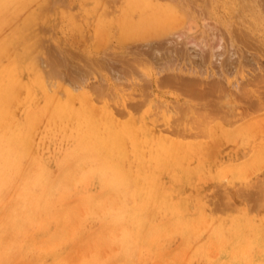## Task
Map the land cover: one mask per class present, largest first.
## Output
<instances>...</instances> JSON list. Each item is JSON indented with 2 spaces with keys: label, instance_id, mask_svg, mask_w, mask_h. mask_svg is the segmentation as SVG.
Returning <instances> with one entry per match:
<instances>
[{
  "label": "rangeland",
  "instance_id": "rangeland-1",
  "mask_svg": "<svg viewBox=\"0 0 264 264\" xmlns=\"http://www.w3.org/2000/svg\"><path fill=\"white\" fill-rule=\"evenodd\" d=\"M192 1H195L196 3L194 4ZM237 1H238V4H237ZM252 2L253 4H251ZM260 2L261 0H175V1L174 0L172 1L170 0H122V1L121 0H39V1L31 0L28 3V2H25V0H18V1H15L14 3L12 2V4H14L12 5L13 6L12 8L11 6H9V9L11 8L12 12L10 9L9 12L7 13L8 16L6 15L7 16L6 20H12L10 24L14 22L15 26L12 25L13 26L12 27L9 24L11 28L8 29L7 28L8 24H7L6 30L8 29L7 31H11L10 33L13 32L11 35V38L14 39V41L16 40L17 43H19V41H21V39L24 37L22 40L23 41L25 40V41L23 43L22 42L19 43V46L22 47L21 50H24L27 47L31 48L30 50L32 52V55L30 56V59L33 60L35 64L38 62L37 63L38 65L33 64L35 67L37 66V68L35 69L36 71H34V73H36L38 68L40 67L39 69L42 71L38 70L37 73L38 75L40 74L44 76V77L40 76L42 80H44L45 82L47 81L45 85H46L47 90L51 89L50 90L51 99H55V101L58 104L62 105V107L65 110V114L63 116L61 117L52 116V119L49 116H44L43 118H41L42 120L40 119L41 121L37 123L38 126L37 124L35 125L34 128L36 129H34V131L32 132L33 134L32 135V141H33L32 146L35 145L34 146L35 149L34 147H32V149L34 150V154L32 151L31 156L34 159L38 158V156H42L48 159L50 161L51 168L53 169V171L55 169V173H56L58 172V166L56 165L55 162H57L59 158H62L68 150L75 152L77 150L76 148L77 142L82 140L81 147L82 148L85 147V148L82 150L80 149L81 151L79 150L80 152L77 154H80L83 160L85 159L84 162H82V167L84 168L85 173L91 174L89 177V181L86 185V192L88 190H92L95 194L94 196H95L96 201H99V196L104 195V192L106 190V186L108 182L104 183L103 180L104 179L106 181L110 180L111 177L114 175L113 172H115V169L109 167L106 164V161H109V159L119 157L120 160L118 161V164H119L118 166L122 169V170L120 169V172H122L121 174L123 178H124L125 172L128 171L127 173L129 174L132 173L131 178H130V175L128 178L127 177L124 178L126 182L129 181L128 179L133 180V181L132 180L130 181L133 185L132 190L130 189L131 186L130 187L128 186L131 184L129 182H128L129 184H127V188L131 190L129 192H132V193L134 192L133 198L131 194H130L131 196L128 195L129 197H126L128 198L126 199L127 202L130 201L128 202L129 203L128 205L129 206L133 205V202L131 201V199L134 201V197L136 200L138 198L142 201L147 200V202H144L143 204L146 205V208H148L147 209L148 212L151 213L150 214L147 212V216L148 218H150V220L152 219L151 220L152 224H162L163 223L164 225H166L165 222L168 220H171L174 217L173 213L171 212H174L177 208L179 210L178 209H177L178 211L176 210L177 211L175 212L176 215L179 213H182L185 208V209H188L187 210L188 213L195 216V223L193 226L194 228H192V230L189 231L188 238H187V241L190 238L189 239L190 244H189V241L186 242V244L184 243L186 245V248L184 244H183L184 246H182L183 248H181L182 250L179 249V246L177 247V244L180 242L181 237L178 236L179 238L174 243V239H172L171 237V231H170L171 229L169 227L170 230L169 229L165 231L163 230L165 233L162 232V230L161 232L158 233V234L162 233L157 238L159 239L158 240L159 243L157 241V242H154V244L152 242L145 244V245L142 244L140 248L142 249L144 248L145 250L144 249L143 250L145 252L144 251L143 253L141 252L142 253L141 256L139 253L140 248H137L136 251L134 252V256H131V258L132 257L133 258L130 259V262H131L130 264H137V263L138 264L139 263L140 264H165V262H158L156 260V251L159 249V247L175 248V246L178 248V254H176L177 252H175V255H177L176 261L173 262V259H172L170 261V264H176V263L186 264L187 262H188L187 264L189 263L190 264H230V262L231 264L232 263L233 264H245L246 263L245 260L248 262L250 258L256 257V256L248 257V255L243 257L242 251H241V254L238 255V253H240L238 249V247L240 246V243L236 246V249H235L236 253L234 251V254H231V255L224 254L222 256L221 251L217 248H211L210 253H209L203 246L205 241L199 242L197 241V238L199 240L198 236L203 232V230L205 232L209 228H212V227H214L215 229H217L218 227L220 229L224 227L225 229L230 230L229 235L231 234L234 228L235 229L240 228L239 229L241 231L240 233L245 235L243 238L230 237L227 240L223 239V242L225 241V244L229 245L235 242L236 240H238L241 243L243 242L246 246H248V251L252 252V254L259 255V256L264 255V247H263L264 242H262L264 241V236L262 237V239H260L259 242L256 241V238H254L256 236L255 234L261 233V232L264 233V229H263L264 227V160H263L264 159V62H262L264 61V11H263L264 9H262L264 8L262 7L264 6V0L261 3ZM198 4L200 6H197ZM17 5H19L18 6L19 8L17 7L15 10V7ZM26 6H29L30 8L28 7L26 8ZM23 10L26 12H24ZM31 10H33L34 13L36 12V14H33ZM21 11H23L24 13H22ZM209 14H211V16ZM203 15H205V17H202ZM209 17L212 19V21L215 20L213 21L214 23L211 21L214 25L211 22L209 23V20H210ZM15 21L16 22L18 21V22L16 23ZM191 21H192V24L189 23ZM202 21L203 22L205 21V22L202 23ZM194 22H195V25L197 24L198 25L195 26L193 24ZM215 22L217 26L219 25L217 30H216L217 26H215ZM228 22L232 24L230 25ZM187 23H189L190 27L186 25ZM174 24L176 26H173ZM211 24L213 25L212 28H211ZM192 27H196V29ZM14 28L15 30L17 29L19 32H14L13 30H11ZM183 28L184 29L187 28L188 31L184 30ZM230 29H231V32H230ZM180 30L181 32L184 30V32L187 31L189 33H186V32L181 33ZM190 30L193 31V33ZM209 30L211 32H209ZM47 31H49V33ZM177 31L180 33H178ZM214 31L217 35L213 33ZM225 31L226 33H224ZM168 32L172 33L173 37L172 35H170L168 38L167 36L170 34ZM243 33L246 34V36H244ZM192 34L194 35L196 34L195 38L202 37L200 38L201 40L198 38L197 39L192 38V36L194 37V35ZM20 35H22V37ZM121 35L123 36L122 38H120ZM214 35L216 38L212 37ZM177 36H178L177 41H181V42L175 41ZM161 37L163 39L171 38L172 40L173 39L174 40L173 41L172 40L168 41V39L162 40ZM186 37H190L192 40H190V38L186 39ZM234 38L236 40H234ZM237 38L239 39L237 40ZM255 38L257 41H261L262 43L261 42L260 44L256 43L257 41L255 40ZM136 39L139 40V41L137 40V44L135 41ZM216 39H218L217 43H215ZM244 39H246L247 41ZM159 40H160V44L158 45L157 41L159 42ZM183 40H185L184 42L185 44H183ZM193 40H195L194 41L195 43L193 42ZM197 40L198 42L196 43ZM120 41H126V42L122 43ZM162 41H165V42H162ZM205 41L208 43H206ZM47 42L49 44H47L46 46ZM213 42H214V45H213ZM44 44H45V48H44ZM171 44H175V45L173 46ZM197 44L201 46L198 47L196 46ZM215 44H216V47H218L217 49L214 48ZM55 45L57 48H55ZM145 45L146 47H144ZM193 45H195L194 47H196V49L193 47ZM180 46H183V47L181 48ZM202 46H204L205 48H203ZM20 47H18V44H17L16 50L17 48L19 49ZM184 47H186V51H184L185 50ZM240 47H242L243 49ZM10 49H13V50L10 51V54L8 56H4V55L1 56L0 66L6 65L9 62L10 57L12 58L14 57L15 48L12 47ZM48 50L49 51L51 50V51L49 52ZM151 50L153 52H151ZM159 50H162L163 52L161 53V51ZM41 51L42 53H40ZM77 51H79V53ZM199 51L201 53L200 56L202 55L201 59H200V56H198ZM54 52H56L57 54ZM127 52L130 54H127ZM203 52L205 53V55L202 54ZM253 52H254V55L251 54ZM219 53L220 54L223 53V54L220 56ZM73 54H76V56ZM148 54L150 55V58H148L149 57ZM164 54H166V56ZM193 54L194 55L196 54L195 55L196 57ZM239 54L242 57L238 56ZM49 55H51V57H49ZM60 55L67 57V59H63L64 57L61 58ZM72 55L73 57H71ZM167 55H169L170 57ZM204 56H207V57H204ZM253 56H254V59L252 58ZM47 57L49 58L47 59ZM52 57H54V59H52ZM57 57H59V59ZM70 57L72 59H70ZM136 57L139 59H137ZM174 57H175V60L173 62L172 59H174ZM217 57L220 62L218 61ZM50 58L51 60H49ZM86 58H88L89 60ZM91 58L93 59L96 58V59L91 60ZM135 58L136 60H134ZM168 58L169 59L171 58V59L168 60ZM176 58L178 59L179 64L178 62H176L177 61ZM43 59H45V61ZM105 59H109V62L111 63L109 64L108 60H105ZM199 59L201 60V63H199L200 62ZM239 59L240 60L242 59V60L240 61ZM57 60H60V61H57ZM76 60H78V62L75 64ZM83 60H86L89 62L84 61L85 62L84 64ZM112 60L115 62H112ZM132 60L136 62H132ZM179 60H182V61H179ZM189 60H192V62ZM233 60L237 62V64H234L235 62ZM51 61L52 62L54 61V62L52 63ZM65 61H66L65 63L66 65L64 64ZM67 62L70 64H68ZM168 62H171L170 63L171 65H169ZM195 62L196 63L198 62V64L196 65ZM89 63L91 64L89 65ZM158 63L161 64L162 67ZM41 64L42 66L44 65V67H42L44 70L41 68ZM45 64L48 65V67L50 68H48ZM73 64L75 65L76 68L74 67ZM129 64L130 65L133 64V65L130 66ZM163 64H165L166 66L169 65V67L173 68L174 70L173 69L169 70L170 68H167L168 66L165 67V65ZM54 65H56V67ZM76 65L79 66V69L80 68L82 69L79 70L77 68L78 66ZM215 65L219 66L220 69L216 67ZM45 66L50 71L51 69L53 70V68H56V71L58 73L54 71V74H52L53 72H51L52 74L51 76L50 72H48L49 70L47 71ZM163 66L165 67V69H167L166 71L165 69H163L164 68ZM199 66H201L200 67L201 69L199 68ZM243 66L244 68L242 69ZM95 67H97L98 69H96ZM157 67H159V69ZM223 67L225 69H223ZM34 68H32V70H34ZM64 68H65V72H64ZM91 68H93V70L95 69L96 71L98 70L100 73L97 72L98 73L97 74L95 70L93 72ZM161 68H162L163 73H161V70H160ZM177 68H178V71L176 70ZM62 69H63L62 71L63 73L59 72ZM68 69L70 70V72ZM71 69L73 70L71 71ZM203 70L205 72H203ZM223 70L227 72L228 74L226 73L225 75V72H223ZM84 71H85L84 73L85 76L83 75ZM87 71H88V74H90V76H88ZM199 71L203 73L200 74ZM26 72L27 74H25ZM47 72L49 73V75H47L48 74ZM74 72H77L78 74ZM56 73L58 76L56 75ZM69 73L72 74L73 76L70 75ZM53 75H55L56 78L53 77ZM59 75H61L60 76L61 78H59ZM114 75L116 77H114ZM228 75H230L231 77ZM30 76H31V73L29 71H25L23 73V77L25 79H29ZM70 76H71V79L74 78L75 80L74 79L71 80ZM165 76L167 78H165ZM186 76H188V79L186 78ZM189 76H191L192 78H190ZM40 77L38 76V78ZM169 77L171 78L176 77L174 78L175 81L173 79L169 81L168 80ZM81 79L83 81H81ZM102 79L104 80V82ZM147 79L149 81H147ZM64 81H66L67 83ZM192 81H195L198 84L199 88L197 87V90H198L197 92H194L189 88H188L189 89L188 91V89H186L185 86H182V85H185L186 82L189 83ZM81 82H83V85H81L82 84ZM158 82L160 83V85ZM179 82H180V85H179ZM47 84L48 85L53 84V85L48 86ZM63 84L65 85V87ZM68 85L71 87L73 86L74 89L70 88ZM213 85L214 86L217 85V86L213 88ZM208 86L209 87L212 86V87L208 88ZM180 88H182L183 90L181 91ZM96 89L97 90L99 89L100 91L98 90L99 91L98 92ZM219 89L220 91H218ZM20 92L21 94L19 93L20 94L19 97L24 98L26 96V93L23 90H21ZM109 92L110 94H108ZM62 93L64 96L62 95ZM23 94H25V96ZM82 95L84 97H82ZM107 95L110 97H107ZM84 98H86V100ZM243 98L246 100H244ZM37 99H36V104L42 105L43 104L42 97L39 96L37 97ZM176 99L178 102L176 101ZM241 99H243L245 103L243 101H240ZM131 100L132 102L130 103ZM208 100L211 102L210 104H213V105L210 106V104H208L207 106V103H209ZM203 101H205L206 104L203 103ZM216 101H219L217 102L218 104L215 103ZM224 101L225 102L229 101V103L227 102V105H226ZM112 103L113 105H111ZM214 103H215V106H214ZM220 103L224 105H221ZM246 103L248 104V106ZM130 104L131 105L133 104V105L131 106ZM234 104L235 105L237 104V106H235ZM251 104L252 105L255 104L256 106L254 107V105L252 106ZM159 105H162V106H159ZM173 105L175 107H173ZM118 106L119 108H117ZM115 107H116V110H115ZM23 108L24 106L17 105V107L15 108L16 110L15 119L7 124H15L17 120H23L25 118V112H23ZM154 112H156V114ZM125 113H127L126 116H122V117L120 116V115H124ZM172 115L174 117H172ZM50 119L52 120L51 124H50L51 122ZM134 123L136 124V126ZM90 124H92V127L93 126L96 127L97 125L99 136L101 137L102 140H108L111 137L110 135L112 132L118 133L119 144L118 145L108 144L106 146H103L107 148V151L106 149H103L102 151L100 147H102V145L104 144L100 143L99 141H96L97 138L94 137V135L89 138L90 140L88 139L89 137L88 129L90 130V127H89ZM7 126L8 125H6V127ZM165 128L166 129L168 128L167 129L168 132L166 131ZM171 128L174 129V132H172ZM175 128L177 129L175 130ZM6 131H7V134H9L8 127ZM83 136H86V139ZM234 136L235 138H233ZM87 143H88V146L86 148ZM97 143H98V146L96 145ZM82 144L84 146H82ZM91 146L94 149H91L92 148ZM96 146L100 149H98ZM112 147H114V149H112ZM118 149H122V151H119ZM100 157L102 160L100 159ZM32 164L35 165L36 164L35 161ZM34 167H36V170L38 169L37 164ZM101 167L102 168L104 167L103 168L104 170L102 169L100 173L97 170H100ZM105 167L108 168L107 169L109 171L108 173ZM31 169H33L32 166H30V172H31L30 174L33 175L34 173L32 172L35 171V168L33 170ZM75 169L78 170V168L76 167ZM123 169H127V170L123 172L124 171ZM37 172L35 171V173ZM127 173L125 174L127 175ZM101 174L103 176H100ZM106 174L108 175L106 176ZM136 175L138 176L137 181L135 177ZM106 177H108V180ZM73 181L76 182V184H78V187H79L81 178L75 176ZM212 190H215L216 192ZM255 190L257 193L255 192ZM153 191L155 193V196H149V192H153ZM74 192L76 195L82 194L80 193V191H74ZM98 194L100 195L96 197V195ZM71 196L74 199L76 198V196L73 193L71 194ZM212 196L214 197L212 198ZM5 197L7 196L5 195ZM148 197L152 198V200L148 201ZM93 198L94 197L88 198L89 199L88 201L82 200L80 201L81 202L80 204L84 205L86 203H92ZM185 198L188 199V200L186 199L187 201L185 200L186 203L190 201L188 203L189 204L188 206L184 201ZM166 202L167 204L169 203H172L175 205L179 204L180 207H176V208L167 207L164 209ZM214 202L216 205L214 204ZM190 206L191 207L193 206V207L190 208ZM219 209L221 210L219 211ZM200 213L203 215H201ZM202 219L203 221L200 222L199 220H202ZM212 219H214L215 221L214 220L212 221ZM80 221L76 222V224L77 226L80 225L79 227H81L82 231H79V232L83 234L81 236L85 237L86 242H83L82 244L83 245L86 244V246L88 247V248L85 247L86 249L84 248L86 252L81 246L82 244L78 243V241L75 239L74 240L65 239V240L57 241L58 244L52 247V248H55L54 250L51 248L52 251L47 250L44 252L45 249L42 250L38 245L28 246L29 243L28 245H25V243L22 245L23 236L24 237L28 236L29 238V234L24 235L23 234L24 232H21V233L10 232L8 233V238L6 236L7 238L6 243L9 244L11 241L12 242L14 241L15 245L14 243L13 245L16 247V243H17L18 248L16 247V250H14L15 248H13L14 246L12 245L13 247H11V249L13 248L12 250H14V252H12L11 249L8 250V254L10 251L11 253H13V254L11 253L9 254V256L10 255L12 256L9 257L6 252L4 255L1 256V257L5 256V258H0V264H38V263L39 264H60V263L61 264H83V263L84 264H105V263H109V261L112 258L111 253L110 252L108 253L109 250L104 251L103 249L104 254H102L103 251L101 250L100 252L101 256L103 255L104 256L97 258L96 256L98 255L100 256V254L98 253L97 255L95 252H93L95 254L92 253V251H95L93 250L95 247V243H93V240L91 242V240H87L86 238L88 236V233L91 232L92 229H94L98 225L97 221L90 217H87V219L84 218V221H82L81 224H80ZM206 221L208 225L206 224ZM119 230L120 229H118V231ZM247 231L249 233L245 234L247 233ZM197 232L198 233L201 232V233L198 235ZM108 233H109L108 230H104V232H101V235H102L101 238H103V240L105 238L106 240V237L108 238ZM195 233L197 234V236ZM192 234L195 236L192 237L193 236ZM157 236L158 235L156 234L154 238ZM28 238L26 237L25 239L28 241L29 240ZM79 241L82 242L83 240H79ZM226 241L227 242L229 241L231 243L229 242L227 243ZM194 242H195V245L197 242L198 244L203 246V248H201L200 245L194 246L193 245ZM69 243H72V244L77 243L75 248H74L75 244L73 245L74 250L71 251L72 254H69L68 252ZM88 243L89 244L93 243V245L92 246L91 244L87 245ZM11 244L12 243H10L9 245ZM114 244L115 243H109L107 246L105 245L106 246L105 249L109 248L111 249V251L118 252L119 249H117L118 248L117 245L115 246ZM190 245H192L193 247H191ZM188 246H190L191 248H189ZM20 247H22V250H24L27 253L25 254L24 251H18ZM35 247H38L39 249L37 248L38 251L35 250L33 252V250L36 249ZM177 248L175 249L177 250ZM189 249L190 250L192 249V250L190 251ZM76 251L78 254H76ZM43 252L46 255L43 254ZM106 252H107V255H106ZM136 252L138 253V255ZM88 253H90L89 254L90 256L88 255ZM118 254L119 256H116V257L118 259H122L120 258L122 254L120 252H118ZM135 254H136V257H135ZM152 254L154 255L152 256ZM42 255H45V256H42ZM55 255H57L56 256L57 259ZM68 255L69 256L72 255L70 256L71 258ZM237 255L239 256V258H237L238 257ZM66 256L69 257L71 260L69 258L68 259L65 258ZM181 256H182V259H181ZM58 258L60 259L62 258V261ZM134 258L136 259L134 260ZM189 258H190V261H189ZM237 259H240V260H237ZM40 260H41V263H40ZM132 260L134 261V263H132ZM116 264H124V262L120 261Z\"/></svg>",
  "mask_w": 264,
  "mask_h": 264
},
{
  "label": "bare ground",
  "instance_id": "bare-ground-1",
  "mask_svg": "<svg viewBox=\"0 0 264 264\" xmlns=\"http://www.w3.org/2000/svg\"><path fill=\"white\" fill-rule=\"evenodd\" d=\"M15 1H18V0H0V58H1V56H8L9 54H10V51L11 50H13V49H10V48H15V50H14V52H15V54H14V57L12 58V57H10V60H9V62L6 64V65H4V66H0V258H5V256H3V257H1L2 255H4L6 252H7V254H8V250L9 249H11V247H13L14 245H15V243H14V241L12 242H10V243H12L11 245H9V244H7L6 242H7V238H8V233H10V232H13V233H21V232H24L23 234L24 235H28L29 234V238H28V236H26L29 240L27 241L25 238L26 237H24L23 236V242H22V245L25 243V245H28V243H29V245L28 246H30V245H38L42 250L43 249H45L44 250V252L45 251H47V250H51V248L53 247V246H56V244H58V242L57 241H61V240H65V239H69V240H77L78 241V243H83V242H86L85 241V237L84 236H81V235H83L81 232H79V231H82V229H81V227H79L80 225H79V223H78V225L79 226H77V224H76V222H78V221H80V224H81V222L82 221H84V218L85 219H87V217H90V218H93L94 220H96L97 221V223H98V225L94 228V229H92V231L91 232H89L88 233V236L86 237L87 238V240H91V242H92V240H93V243H95V247H94V249L93 250H95V251H92V253L93 252H95L97 255H98V253L100 254V256L98 255V256H96L97 258H99V257H103V256H101V250L103 251V249H104V251L106 250V251H108V253L110 252L111 253V260L109 261V263H105V264H116V263H118V262H124V264H130L131 262H130V259H132L131 258V256H134V252L136 251V249L137 248H140L141 246H142V244H148V243H153L154 244V242H157L159 239H157L158 237H159V235L160 234H162V233H160V234H158L159 232H161V230H162V232H164L165 230H168L169 229V227H170V231H171V237H172V239H174V243H175V241L179 238V237H181L180 239V242L177 244V247L179 246V249H181V248H183L182 246H184L185 244H186V242H188L189 241V244H190V238L188 239V241H187V238H188V233H189V231L190 230H192V228H194L193 226H194V223H195V216H193L192 214H190V213H188L187 212V210L188 209H185L184 208V211L182 212V211H180V212H182V213H179V214H177L176 215V213L175 212H177L176 210L174 211V212H171V213H173V218L171 219V220H168V221H166L165 223H166V225H164L163 223L162 224H152L151 223V220H150V218H148V216H147V212H148V208H146V205L145 204H143L144 202H147V200L146 201H142V200H140L139 198L136 200L135 199V197H134V201L131 199V201L133 202V205H131V206H129L128 204V202H130V201H128L127 202V200L126 199H128V198H126V197H129L128 195H132V198H133V194H134V192L132 193V192H129V191H131L132 190V188H133V185H132V183L130 182L131 180L130 179H128L129 181V183L131 184V185H128L129 187H130V189L129 188H127V184H129L128 182H126L125 181V179L124 178H128L129 177V175H130V178H131V174H129V173H127V172H125V170H127V169H123L124 171L123 172H125V173H127V175L124 173V178H123V176H122V172H120V167L118 166L119 164H118V161L120 160V158L118 157V158H113V159H109V161H106V164L109 166V167H111V168H113V169H115V172H113L114 173V175L111 177V179L110 180H108V177H106L107 178V180L108 181H106L105 179L103 180V182L105 183V182H108V184H107V186H106V190H105V192H104V195H101V196H99L100 194H98V195H96V197L97 196H99V201H96V199H95V194H94V192L92 191V190H88L87 192H86V185H87V183H88V181H89V177H90V175L91 174H86L85 173V170H84V168L82 167V162H84V160L82 159V156L80 155V154H77V153H79L82 149H84V148H82L81 147V142H82V140H80V141H78L77 142V145H76V148H77V150L75 151V152H73V151H71V150H68L66 153H65V155L62 157V158H59L58 160H57V162H55L56 163V165L58 166V172H56L55 173V169H54V171H53V169L51 168V164H50V161L48 160V159H46V158H44V157H42V156H38V158H36V159H34L31 155H32V151H33V154H34V150L32 149V147H34V146H32L33 145V141H32V132L34 131V129H36V128H34L35 127V125L39 122V121H41L42 119L41 118H43L44 116H49V117H51V119H52V116H59V117H61V116H63L64 114H65V110H64V108L62 107V105H60V104H58L56 101H55V99H51V89L50 90H47L46 89V85H45V83L47 82H45L44 80H42V78L41 77H44V76H42V75H38V70H40L39 68H38V70H37V72L36 73H34V71H36L35 69L37 68V66L35 67L33 64H35L34 63V61L33 60H31L30 59V56L32 55V52H31V48H29V47H27L26 49H24V50H21V48L22 47H20L19 46V43L20 42H24L22 39L24 38H22L21 39V41H19V43H17V41L15 40L14 41V39H12L11 38V35H12V33H10L11 31H7L9 28H11V26L12 25H14L15 23L13 22L12 24H10V22L12 21V20H6V17L8 16V12H9V10L13 7L12 5H14V4H12V2L14 3ZM31 0H25V2H30ZM36 1V0H35ZM39 1V0H38ZM122 1V0H121ZM170 1H172V0H170ZM175 1V0H174ZM263 0H261V2H262ZM120 2V1H119ZM184 2V1H183ZM194 4L196 3L195 1H192ZM260 2V3H261ZM23 3V2H22ZM123 3V2H122ZM231 3V2H230ZM250 3V2H249ZM11 4V5H10ZM34 4V3H33ZM209 4V3H208ZM207 4V5H208ZM211 4V3H210ZM237 4H238V1H237ZM241 4V3H240ZM251 4H253V2L251 3ZM20 5V4H19ZM19 5H17L16 7H15V10H16V8L19 6ZM26 5H27V3H26ZM31 5V4H30ZM185 5V4H184ZM205 5H206V3H205ZM255 5V4H254ZM263 5V4H262ZM9 6H11V8L9 9ZM21 6V5H20ZM37 6V5H36ZM191 6V5H190ZM197 6H200L199 4L197 5ZM209 6V5H208ZM241 6H243V5H241ZM258 6V5H257ZM30 8L29 6H26V8ZM203 7V6H202ZM262 7H264V6H262ZM19 8V7H18ZM22 8H23V6H22ZM90 8V7H89ZM199 8V7H198ZM204 8V7H203ZM91 9V8H90ZM196 9V8H195ZM262 9H264V8H262ZM261 9V10H262ZM15 10H13V11H15ZM24 10H26V9H24ZM23 10V11H24ZM34 10V9H33ZM33 10H31L32 12H33ZM200 10V9H199ZM205 10V9H204ZM210 10V9H209ZM21 11L22 13H24V12H26V11ZM128 11H129V9H128ZM208 11V10H207ZM264 11V10H263ZM11 12H12V9H11ZM20 13V12H19ZM202 13V12H201ZM17 14V13H16ZM33 14H36V12L34 13L33 12ZM32 14V15H33ZM198 14H199V12H198ZM7 15V16H6ZM78 15V14H77ZM136 15V14H135ZM210 16H211V14H209ZM23 16V15H22ZM54 16V15H53ZM58 16V15H57ZM79 16V15H78ZM78 16H77V18H78ZM180 16V15H179ZM214 16V15H213ZM234 16H235V14H234ZM15 17V16H14ZM27 17V16H26ZM135 17V16H134ZM202 17H205V15H203ZM216 17V16H215ZM233 17V16H232ZM12 18V17H11ZM10 18V19H11ZM76 18V19H77ZM177 18H178V16H177ZM206 18H207V16H206ZM210 18V17H209ZM13 19V18H12ZM36 19V18H35ZM196 20V19H195ZM194 20V21H195ZM206 20H208V19H206ZM205 20V21H206ZM24 21H25V19H24ZM197 21V20H196ZM204 21V22H205ZM212 21V19L210 18V20H209V23ZM213 21H215V20H213ZM212 21V22H213ZM16 22V21H15ZM18 22V21H17ZM16 22V23H17ZM29 22V21H28ZM203 21H202V23H204ZM211 22V23H212ZM189 23H191L192 24V21L191 22H189ZM189 23H187L186 25H188L189 26ZM198 23V22H197ZM196 23V24H197ZM214 23V22H213ZM212 23V24H213ZM219 23H220V21H219ZM226 23V22H225ZM229 23V22H228ZM7 24H8V27H7ZM9 24L11 25V26H9ZM21 24V23H20ZM194 25H195V22L193 23ZM211 24V28H212V26L214 25H212ZM218 24V23H217ZM230 24V23H229ZM232 24V23H231ZM230 24V25H231ZM18 25H19V23H18ZM193 25V26H194ZM198 25V24H197ZM197 25H195V26H197ZM222 25V24H221ZM15 26V25H14ZM173 26H176L175 24L173 25ZM188 26H186V27H188ZM192 26V25H191ZM204 26H205V24H204ZM215 26H217L216 25V22H215ZM214 26V27H215ZM219 26V25H218ZM218 26L216 27V30L218 29ZM6 27L8 28L7 30H6ZM13 27V26H12ZM19 27H20V25H19ZM19 27H18V29H19ZM190 27V26H189ZM208 27V26H207ZM207 27H205V28H207ZM57 28V27H56ZM192 28H194V29H196V27H192ZM204 28V29H205ZM209 28V27H208ZM224 28V27H223ZM52 29V28H51ZM75 29V28H74ZM164 29H165V27H164ZM184 29V28H183ZM11 30H13L14 32H19L17 29L15 30V28L14 29H11ZM27 30V29H26ZM45 30V29H44ZM182 30V29H181ZM181 30H180V32H181ZM184 30H187L188 31V29L187 28H185ZM184 30L181 32V33H189V32H187V31H185L184 32ZM211 30V29H210ZM209 30V32H211ZM215 30V31H216ZM228 30V29H227ZM43 31V30H42ZM169 31V30H168ZM191 31V30H190ZM215 31L213 32V33H215ZM222 31V30H221ZM224 31V30H223ZM33 32V31H32ZM48 33H49V31H47ZM55 32V31H54ZM111 32V31H110ZM173 32V31H172ZM178 32V31H177ZM180 32H178V33H180ZM192 33H193V31H191ZM200 32H202V31H200ZM228 32V31H227ZM230 32H231V29H230ZM233 32V31H232ZM237 32V31H236ZM41 33V32H40ZM146 33V32H145ZM152 33V32H151ZM168 33H170V32H168ZM220 33V32H219ZM218 33V34H219ZM224 33H226V31L224 32ZM224 33H222V34H224ZM235 33V32H234ZM18 34V33H17ZM131 34V33H130ZM197 34V33H196ZM196 34L194 35V34H192V35H194V37L192 36V38H194V39H200V38H202V37H197V38H195V36H196ZM202 34V33H201ZM205 34H206V32H205ZM216 34V33H215ZM237 34V33H236ZM238 34H239V32H238ZM244 34V33H243ZM123 35V34H122ZM120 36V38H122L123 36ZM125 35V34H124ZM170 35H172V33H170L167 37L169 38V36ZM181 35V34H180ZM183 35H185V34H183ZM211 35V34H210ZM217 35V34H216ZM227 35V34H226ZM233 35V34H232ZM232 35H231V37H232ZM252 35V34H251ZM21 37H22V35H20ZM33 36V35H32ZM35 36V35H34ZM91 36H93V35H91ZM91 36H89V37H91ZM133 36V35H132ZM165 36V35H164ZM163 36V37H164ZM176 36V35H175ZM179 36V35H178ZM178 36L176 37V40L175 41H177V38H178ZM220 36V35H219ZM234 36V35H233ZM240 36V35H239ZM244 36H246V34H244ZM248 36V35H247ZM25 37H26V35H25ZM46 37V36H45ZM105 37V36H104ZM172 37H173V35H172ZM204 37V36H203ZM205 37H206V35H205ZM204 37V38H205ZM212 37H215V35L214 36H212ZM218 37V36H217ZM221 37V36H220ZM236 37H237V35H236ZM242 37V36H241ZM16 38V37H15ZM93 38V37H92ZM120 38H119V40H120ZM125 38V37H124ZM162 38V37H161ZM168 38H166V39H163L162 38V40H167ZM175 38V37H174ZM180 38V37H179ZM187 38H190V37H186V39ZM216 38V37H215ZM252 38V37H251ZM250 38V39H251ZM26 39V38H25ZM44 39V38H43ZM42 39V40H43ZM154 39V38H153ZM183 39V38H182ZM185 39V38H184ZM212 39V38H211ZM210 39V40H211ZM222 39V38H221ZM227 39H228V37H227ZM233 39V38H232ZM239 38H237V40H238ZM249 39V40H250ZM45 40V39H44ZM49 40V39H48ZM105 40V39H104ZM125 40V39H124ZM137 40L138 39H136L135 41H136V44H137ZM170 40H172L171 38L170 39H168V41H170ZM174 40V39H173ZM172 40V41H173ZM179 40V39H178ZM181 40V39H180ZM190 40H192L191 38H190ZM201 40V39H200ZM200 40H199V42H200ZM204 40V39H203ZM217 40L218 39H216V41H215V43H217ZM224 40V39H223ZM234 40H236L235 38H234ZM242 40V39H241ZM244 40H246V39H244ZM252 40H254V39H252ZM255 40H256V38H255ZM88 41V40H87ZM134 41V40H133ZM139 41V40H138ZM171 41V42H172ZM188 41V40H187ZM195 40H193V42H194ZM247 41V40H246ZM257 41V40H256ZM46 42V41H45ZM49 42V41H48ZM46 43V46H47V44H49V43ZM52 42V41H51ZM89 42V41H88ZM120 42H126V41H120ZM149 42V41H148ZM156 42V41H155ZM162 42H165V41H162ZM177 42H181V41H177ZM185 42V40H183V44H185L184 43ZM190 42H192V41H190ZM189 42V43H190ZM198 42V40L196 41V43ZM204 42V41H203ZM206 42V41H205ZM212 42V41H211ZM243 42V41H242ZM255 42V41H254ZM260 42L261 41H257L256 43H259L260 44ZM102 43H104V42H102ZM101 43V44H102ZM128 43V42H127ZM145 43H146V41H145ZM173 43V42H172ZM195 43V42H194ZM206 43H208V42H206ZM233 43V42H232ZM238 43V42H237ZM240 43H241V41H240ZM262 43V42H261ZM17 44H18V47H20L19 49L17 48V50H16V47H17ZM37 44V43H36ZM41 44V43H40ZM157 44L159 45L160 44V40H159V42L157 41ZM166 44V43H165ZM164 44V45H165ZM168 44H170V43H168ZM182 44V45H183ZM199 44V43H198ZM196 45V46H201V45ZM219 44H220V42H219ZM223 44V43H222ZM221 44V45H222ZM130 45V44H129ZM142 45H144V44H142ZM148 45V44H147ZM153 45V44H152ZM167 45V44H166ZM171 45H175V44H171ZM170 45V46H171ZM180 45V44H179ZM211 45H212V43H211ZM213 45H214V42H213ZM218 45V44H217ZM232 45V44H231ZM236 45V44H235ZM241 45V44H240ZM243 45V44H242ZM22 46V45H21ZM28 46V45H27ZM66 46H68V45H66ZM83 46V45H82ZM125 46V45H124ZM131 46V45H130ZM141 46V45H140ZM163 46V45H162ZM169 46V45H168ZM172 46V47H173ZM195 45H193V47H194ZM261 46H263V45H261ZM62 47V46H61ZM76 47V46H75ZM87 47V46H86ZM133 47V46H132ZM144 47H146V45L144 46ZM181 48L183 47V46H180ZM187 47V46H186ZM186 47H184V51H186ZM192 47V46H191ZM203 48H205L204 46H202ZM207 47V46H206ZM212 47V46H211ZM214 47V46H213ZM229 47V46H228ZM232 47V46H231ZM44 48H45V44H44ZM50 48H51V46H50ZM49 48V49H50ZM55 48H57L56 47V45H55ZM59 48V47H58ZM136 48V47H135ZM188 48V47H187ZM190 48V47H189ZM195 49H196V47H194ZM214 48H218V47H216V44H215V47ZM213 48V49H214ZM224 48V47H223ZM234 48V47H233ZM237 48V47H236ZM240 48H242V47H240ZM34 49H36V48H34ZM48 49V48H47ZM69 49V48H68ZM138 49V48H137ZM142 49H143V47H142ZM159 49V48H158ZM164 49H166V48H164ZM168 49H169V47H168ZM202 49V48H201ZM200 49V50H201ZM208 49V48H207ZM206 49V50H207ZM232 49V48H231ZM243 49V48H242ZM257 49V48H256ZM21 50V51H20ZM55 50V49H54ZM67 50V49H66ZM72 50V49H71ZM71 50H70V52H71ZM87 50V49H86ZM97 50V49H96ZM129 50V49H128ZM127 50V51H128ZM136 50V49H135ZM187 50H189V49H187ZM190 50H192V49H190ZM241 50V49H240ZM36 51V50H35ZM49 51V50H48ZM51 51V50H50ZM49 51V52H50ZM53 51V50H52ZM69 51V50H68ZM80 51V50H79ZM79 51H77L78 53H79ZM109 51V50H108ZM159 51H161V53L163 52L162 50H159ZM169 51H171V50H169ZM197 51H198V49H197ZM205 51V50H204ZM208 51V50H207ZM211 51V50H210ZM224 51V50H223ZM231 51V50H230ZM233 51V50H232ZM237 51H238V49H237ZM243 51V50H242ZM245 51V50H244ZM261 51V50H260ZM34 52V51H33ZM46 52V51H45ZM49 52H48V54H49ZM151 52H153L152 50H151ZM164 52H165V50H164ZM177 52V51H176ZM175 52V53H176ZM189 52H191V51H189ZM234 52V51H233ZM240 52V51H239ZM238 52V53H239ZM40 53H42V51L40 52ZM51 53H53V52H51ZM54 53H56V52H54ZM73 53V52H72ZM134 53V52H133ZM159 53V52H158ZM167 53V52H166ZM172 53V52H171ZM179 53V52H178ZM187 53V52H186ZM215 53V52H214ZM231 53V52H230ZM250 53V52H249ZM249 53H247V54H249ZM258 53V52H257ZM12 54V55H13ZM57 54V53H56ZM59 54H60V52H59ZM62 54V53H61ZM69 54H71V53H69ZM112 54V53H111ZM126 54V53H125ZM127 54H130V53H128L127 52ZM132 54V53H131ZM137 54V53H136ZM143 54V53H142ZM155 54V53H154ZM188 54V53H187ZM200 51H199V55L198 56H200ZM203 55H205V53L203 52L202 53ZM220 54V53H219ZM223 54V53H222ZM222 54H220V56L222 55ZM236 54V53H235ZM246 54V55H247ZM252 55H254V52L253 53H251ZM41 55V54H40ZM65 55V54H64ZM73 55H75L76 56V54H73ZM73 55L71 56V57H73ZM80 55V54H79ZM78 55V56H79ZM82 55V54H81ZM134 55V54H133ZM138 55V54H137ZM136 55V56H137ZM149 55V54H148ZM157 55H159V54H157ZM165 56H166V54H164ZM192 55V54H191ZM194 55V54H193ZM196 55V54H195ZM194 55V56H195ZM209 55V54H208ZM214 55V54H213ZM231 55V54H230ZM38 56H39V54H38ZM37 56V57H38ZM42 56V55H41ZM61 56V55H60ZM106 56V55H105ZM104 56V57H105ZM124 56V55H123ZM127 56V55H126ZM129 56V55H128ZM139 56V55H138ZM137 56V57H138ZM165 56H164V58H165ZM167 56H169V55H167ZM184 56H185V54H184ZM202 56V55H201ZM201 56H200V59H201ZM216 56V55H215ZM234 56V55H233ZM236 56V55H235ZM238 56H241L240 54L238 55ZM237 56V57H238ZM260 56V55H259ZM49 57H51V55H49ZM49 57H47V59L49 58ZM62 57H64V56H61V58ZM70 57V59H72ZM80 57H82V56H80ZM84 57V56H83ZM103 57V58H104ZM136 57V58H137ZM141 57H143V56H141ZM145 57V56H144ZM153 57V56H152ZM170 57V56H169ZM177 57V56H176ZM189 57V56H188ZM196 57V56H195ZM204 57H207V56H204ZM229 57V56H228ZM242 57V56H241ZM36 58V57H35ZM58 59H59V57H57ZM60 58V59H61ZM77 58V57H76ZM108 58V57H107ZM124 58H126V57H124ZM123 58V59H124ZM134 58V57H133ZM136 58L134 59V60H136ZM147 58V57H146ZM145 58V59H146ZM148 58H150V55H149V57ZM172 58V57H171ZM170 58V59H171ZM191 58V57H190ZM213 58V57H212ZM215 58V57H214ZM221 58V57H220ZM223 58V57H222ZM225 58V57H224ZM234 58V57H233ZM253 59H254V56L252 57ZM259 58V57H258ZM7 59V58H6ZM33 59H34V57H33ZM39 59V58H38ZM52 59H54V57H52ZM63 59H67V57H64ZM78 59H80V58H78ZM83 59V58H82ZM85 59V58H84ZM86 59H88V58H86ZM93 58H91V60H92ZM96 59V58H95ZM95 59H93V60H95ZM101 59V58H100ZM117 59V58H116ZM129 59V58H128ZM137 59H139V58H137ZM144 59V58H143ZM142 59V60H143ZM169 58H168V60H170ZM177 59V58H176ZM178 59H179V57H178ZM178 59H177V61L176 62H178ZM186 59V58H185ZM192 59H194V58H192ZM199 59V60H200ZM207 59V58H206ZM217 59H218V57H217ZM229 59V58H228ZM232 59V58H231ZM236 59V58H235ZM234 59V60H235ZM44 61H45V59H43ZM49 60H51V58L49 59ZM56 60V59H55ZM74 60V59H73ZM89 60V59H88ZM104 60V59H103ZM105 60H108V62H109V59H105ZM153 60V59H152ZM165 60V59H164ZM167 60V59H166ZM174 60H175V57H174V59H172V61L174 62ZM188 60V59H187ZM187 60H186V62H187ZM208 60V59H207ZM206 60V61H207ZM222 60V59H221ZM233 60V61H234ZM240 60V59H239ZM238 60V61H239ZM242 60V59H241ZM240 60V61H241ZM249 60H250V58H249ZM252 60V59H251ZM255 60H257V59H255ZM259 60V59H258ZM6 61V60H5ZM38 61V60H37ZM57 61H60V60H57ZM56 61V62H57ZM84 61H86V60H83V63L85 64V62ZM129 61V60H128ZM160 61V60H159ZM158 61V62H159ZM162 61V60H161ZM179 61H182V60H179ZM189 61H191L192 62V60H189ZM195 61H197V60H195ZM212 61V60H211ZM218 61H219V59H218ZM232 61V62H233ZM49 62V61H48ZM52 62V61H51ZM50 62V63H51ZM54 62V61H53ZM52 62V63H53ZM72 62V61H71ZM75 62V61H74ZM78 62V60H76V62H75V64ZM86 62H89V61H86ZM98 62V61H97ZM112 62H115V61H113L112 60ZM119 62V61H118ZM117 62V63H118ZM132 62H136V61H133L132 60ZM139 62V61H138ZM142 62H144V61H142ZM148 62V61H147ZM157 62V61H156ZM164 62V61H163ZM162 62V63H163ZM213 62V61H212ZM211 62V63H212ZM215 62H216V60H215ZM220 62V61H219ZM235 62V61H234ZM257 62V61H256ZM255 62V63H256ZM261 62V61H260ZM262 62H264V61H262ZM38 63V62H37ZM35 64V65H38V64ZM40 63V62H39ZM43 63H45V62H43ZM42 63V64H43ZM62 63V62H61ZM66 63V61L64 62V64ZM68 63V62H67ZM104 63H105V61H104ZM111 62H109V64H110ZM116 63V64H117ZM129 63H131V62H129ZM140 63H141V61H140ZM140 63H138V64H140ZM146 63V62H145ZM152 63V62H151ZM161 63V62H160ZM169 63V65H171L170 63L171 62H168ZM185 63V62H184ZM196 63V62H195ZM199 63H201V60H200V62ZM203 63V62H202ZM206 63V62H205ZM241 63V62H240ZM259 63V62H258ZM42 64H41V68L42 67H44V65L42 66ZM49 64V63H48ZM68 64H70V63H68ZM81 64V63H80ZM83 64V65H84ZM91 63H89V65H90ZM96 64V63H95ZM94 64V65H95ZM138 64H137V66H138ZM150 64V63H149ZM159 64V63H158ZM178 64H179V62H178ZM198 64V62L196 63V65ZM219 64V63H218ZM234 64H237V62H235ZM245 64V63H244ZM46 65V64H45ZM57 65V64H56ZM56 65H54L55 67H56ZM66 65V64H65ZM74 65V64H73ZM79 65V64H78ZM78 65H76V66H78ZM88 65V66H89ZM100 65V64H99ZM130 65V64H129ZM133 65V64H132ZM132 65H130V66H132ZM140 65H142V64H140ZM157 65V64H156ZM156 65H154V66H156ZM160 66H161V64H159ZM163 65H165V64H163ZM169 65H165V67H167V68H170L169 67ZM184 65V64H183ZM192 65V64H191ZM207 65H208V63H207ZM217 65V64H216ZM215 65V66H216ZM221 65V64H220ZM223 65H225V64H223ZM35 68H34V67ZM40 66V65H39ZM47 67H48V65H46ZM45 66V67H46ZM50 66H51V64H50ZM53 66V67H54ZM59 66V65H58ZM61 66H63V65H61ZM69 66V65H68ZM71 66V65H70ZM106 66H107V64H106ZM123 66H125V65H123ZM127 66V65H126ZM136 66V65H135ZM153 66V65H152ZM151 66V67H152ZM159 66V67H160ZM202 66V65H201ZM201 66H199V68L201 67ZM215 66H213V67H215ZM236 66V65H235ZM238 66V65H237ZM242 66V65H241ZM247 66V65H246ZM47 67H46V69H47ZM64 67H66V66H64ZM73 67V66H72ZM74 67H75V65H74ZM83 67V66H82ZM86 67V66H85ZM134 67V66H133ZM144 67H146V66H144ZM159 67H157L158 69H159ZM162 67V66H161ZM164 67V66H163ZM165 67L163 68V69H165ZM177 67V66H176ZM187 67V66H186ZM191 67V66H190ZM189 67V68H190ZM206 67V66H205ZM216 67H218L219 69H220V67L219 66H216ZM227 67V66H226ZM234 67V66H233ZM32 68H34V70H32ZM48 68H50V67H48ZM52 68V67H51ZM61 68V67H60ZM76 68V67H75ZM78 69H79V66L77 67ZM96 69H98L97 67H95ZM156 68V67H155ZM198 68V69H199ZM207 68V67H206ZM244 68V66L242 67V69ZM43 69V68H42ZM45 69V70H46ZM80 69H82V68H80ZM79 69V70H80ZM84 69H86V68H84ZM83 69V70H84ZM92 70H93V68H91ZM99 69H100V67H99ZM110 69V68H109ZM171 69H173V68H170L169 70H171ZM186 69V68H185ZM194 69V68H193ZM201 69V68H200ZM210 69H212V68H210ZM223 69H225L224 67H223ZM44 70V69H43ZM49 69H47V71H48ZM69 70V69H68ZM73 69H71V71H72ZM75 70V69H74ZM95 70V69H94ZM94 70H93V72H94ZM161 70V73H163L162 72V68L160 69ZM167 69H165V71H166ZM174 70V69H173ZM177 71H178V68L176 69ZM190 70V69H189ZM229 70V69H228ZM239 70V69H238ZM25 71H29L30 73H31V76L29 77V79H25L24 77H23V73L25 72ZM40 71H42V70H40ZM54 71H56V68H53V70L51 69V71L49 70L48 72H50V74H51V72H53L52 74H54ZM63 71V69L62 70H60L59 72H62ZM78 71V70H77ZM104 71V70H103ZM109 71V70H108ZM164 71V72H165ZM202 71V70H201ZM201 71H199L200 72V74H202L203 72H205L204 70H203V72H201ZM222 71V70H221ZM226 71H227V69H226ZM46 72V71H45ZM47 72V73H48ZM57 72V71H56ZM64 72H65V68H64ZM69 72H70V70H69ZM90 72H92V71H90ZM95 72L97 73V72H99L98 70L96 71L95 70ZM116 72H118V71H116ZM138 72V71H137ZM223 72H225L224 70H223ZM222 72V73H223ZM228 72H230V71H228ZM238 72H240V71H238ZM33 73V74H32ZM46 73V74H47ZM58 73V72H57ZM57 73H56V75H57ZM63 73V72H62ZM74 73H77V72H74ZM80 73H81V71H80ZM84 73H85V71L83 72V75H84ZM100 73V72H99ZM226 73L227 72H225V75H226ZM237 73V72H236ZM25 74H27V72L25 73ZM52 74H51V76H52ZM60 74V73H59ZM70 74V73H69ZM78 74V73H77ZM87 74H88V71H87ZM86 74V75H87ZM98 74V73H97ZM102 74V73H101ZM111 74H112V72H111ZM139 74V73H138ZM143 74V73H142ZM158 74V73H157ZM165 74V73H164ZM167 74V73H166ZM224 74V73H223ZM228 74V73H227ZM30 75V74H29ZM47 75H49V73L47 74ZM62 75V74H61ZM61 75H59V78H61L60 76ZM70 75H72V74H70ZM82 75V76H83ZM92 75V74H91ZM108 75V74H107ZM106 75V76H107ZM124 75V74H123ZM171 75V74H170ZM181 75V74H180ZM189 75V74H188ZM25 76V75H24ZM38 76L41 78H38ZM58 76V75H57ZM73 76V75H72ZM77 76V75H76ZM75 76V77H76ZM80 76V75H79ZM85 76V75H84ZM88 76H90V74H88ZM102 76V75H101ZM100 76V77H101ZM113 76V75H112ZM127 76V75H126ZM145 76V75H144ZM160 76V75H159ZM168 76V75H167ZM175 76V75H174ZM184 76V75H183ZM194 76V75H193ZM228 76H230V75H228ZM50 77V76H49ZM48 77V78H49ZM53 77H55V75H53ZM52 77V78H53ZM78 77V76H77ZM98 77V76H97ZM114 77H116L115 75H114ZM120 77V76H119ZM122 77V76H121ZM128 77V76H127ZM126 77V78H127ZM132 77V76H131ZM136 77V76H135ZM134 77V78H135ZM140 77V76H139ZM177 77V76H176ZM176 77H174V78H176ZM190 78H192L191 76H189ZM198 77V76H197ZM231 77V76H230ZM51 78V77H50ZM56 78V77H55ZM63 78V77H62ZM66 78V77H65ZM73 78V77H72ZM104 78V77H103ZM118 78V77H117ZM146 78V77H145ZM165 78H167L166 76H165ZM174 78H171V77H169L168 78V80L169 81H171L172 79L175 81V79ZM182 78V77H181ZM184 78V77H183ZM186 78L188 79V76H186ZM70 79H71V76H70ZM74 79V78H73ZM73 79H71V80H73ZM113 79H115V78H113ZM124 79H125V77H124ZM132 79V78H131ZM142 79H144V78H142ZM163 79V78H162ZM47 80V79H46ZM56 80V79H55ZM75 80V79H74ZM87 80H88V78H87ZM86 80V81H87ZM94 80V79H93ZM103 80V79H102ZM146 80V79H145ZM164 80H166V79H164ZM168 80H166V81H168ZM177 80V79H176ZM182 80V79H181ZM59 81V80H58ZM68 81V80H67ZM79 81V80H78ZM81 81H83L82 79H81ZM90 81V80H89ZM126 81V80H125ZM147 81H149L148 79H147ZM179 81H180V79H179ZM184 81V80H183ZM207 81V80H206ZM64 82H66V81H64ZM85 82V81H84ZM95 82V81H94ZM101 82V81H100ZM103 82H104V80H103ZM127 82V81H126ZM159 82H160V80H159ZM158 82V83H159ZM197 82H198V80H197ZM197 82H195V81H192V82H186L185 83V85H182V86H185V88L186 89H191L192 91H194V92H197L198 90H197V87H198V84H197ZM212 82V81H211ZM211 82H210V84H211ZM62 83V82H61ZM67 83V82H66ZM66 83H65V85H66ZM82 84L81 85H83V82H81ZM116 83V82H115ZM148 83V82H147ZM169 83V82H168ZM172 83V82H171ZM176 83H177V81H176ZM182 83V82H181ZM209 83V82H208ZM55 84V83H54ZM69 84V83H68ZM125 84V83H124ZM131 84V83H130ZM129 84V85H130ZM149 84V83H148ZM164 84V83H163ZM200 84V83H199ZM209 84V85H210ZM213 84V83H212ZM219 84V83H218ZM48 85V84H47ZM51 85H53V84H51ZM51 85H48V86H51ZM64 85V84H63ZM65 85H64V87H65ZM71 85V84H70ZM119 85V84H118ZM159 85H160V83H159ZM167 85V84H166ZM179 85H180V82H179ZM69 86V85H68ZM75 86H76V84H75ZM89 86V85H88ZM91 86H92V84H91ZM98 86V85H97ZM101 86H103V85H101ZM100 86V87H101ZM104 86H106V85H104ZM127 86V85H126ZM148 86V85H147ZM158 86V85H157ZM165 86V85H164ZM215 86H217V85H215ZM214 85H213V88L215 87ZM221 86V85H220ZM70 88H72V89H74L73 88V86L71 87V86H69ZM95 87H96V85H95ZM161 87H163V86H161ZM180 87V86H179ZM212 87V86H211ZM211 87H209L208 86V88H211ZM49 88V87H48ZM76 88H78V87H76ZM90 88V87H89ZM106 88V87H105ZM104 88V89H105ZM171 88H173V87H171ZM199 88V87H198ZM219 88H221V87H219ZM93 89V88H92ZM111 89H113V88H111ZM121 89V88H120ZM176 89V88H175ZM189 89H188V91H189ZM201 89V88H200ZM218 89V88H217ZM21 90H23L25 93H26V96H25V94H23L25 97L24 98H20L19 97V95L21 94V92L20 91ZM77 90V89H76ZM76 90H74V91H76ZM97 90V89H96ZM99 90V89H98ZM97 90V91H98ZM180 90L182 91L183 89L182 88H180ZM211 90V89H210ZM93 91V90H92ZM95 91V90H94ZM100 91V90H99ZM98 91V92H99ZM122 91V90H121ZM206 91V90H205ZM218 91H220V89L218 90ZM23 92V93H24ZM41 92H42V94H41ZM80 92V91H79ZM115 92V91H114ZM201 92H202V90H201ZM20 93V94H19ZM95 93V92H94ZM112 93H113V91H112ZM41 94V95H40ZM65 94V93H64ZM101 94V93H100ZM104 94V93H103ZM108 94H110V92L108 93ZM136 94V93H135ZM263 94V93H262ZM62 95H63V93H62ZM140 95V94H139ZM42 97V99H43V104L42 105H37L36 104V99H37V97ZM64 96V95H63ZM98 96V95H97ZM97 96H96V98H97ZM105 96V95H104ZM22 97V96H21ZM73 97H74V95H73ZM82 97H84L83 95H82ZM95 97V96H94ZM107 97H110V96H108L107 95ZM111 97H112V95H111ZM116 97V96H115ZM246 97V96H245ZM248 97V96H247ZM71 98H72V96H71ZM87 98V97H86ZM86 98H84L85 100H86ZM88 98H90V97H88ZM249 98V97H248ZM247 98V99H248ZM102 99V98H101ZM148 99V98H147ZM244 99V98H243ZM243 99H241L240 101H243ZM38 100V99H37ZM72 100V99H71ZM95 100V99H94ZM244 100H246V99H244ZM96 101V100H95ZM142 101V100H141ZM175 101V100H174ZM176 101H177V99H176ZM239 101V102H240ZM249 101V100H248ZM248 101H247V103H248ZM253 101V100H252ZM252 101H250V102H252ZM260 101H262V100H260ZM73 102V101H72ZM132 102V100L130 101V103ZM143 102V101H142ZM145 102H146V100H145ZM178 102V101H177ZM208 102L209 103H207V106H208V104H210L211 102L208 100ZM217 102H219V101H216L215 103H217ZM221 102V101H220ZM225 102V101H224ZM228 103H229V101H227ZM227 102H225L226 103V105H227ZM244 102V101H243ZM249 102V103H250ZM90 103H91V101H90ZM89 103V104H90ZM144 103V102H143ZM203 103H205V101H203ZM202 103V104H203ZM213 103V102H212ZM215 103H214V106H215ZM222 103V102H221ZM220 103V104H221ZM245 103V102H244ZM246 103V104H247ZM256 103V102H255ZM136 104V103H135ZM140 104V103H139ZM158 104H160V103H158ZM169 104V103H168ZM199 104V103H198ZM206 104V103H205ZM218 104V103H217ZM17 105H22V106H24V108H23V112H25V118L23 119V120H17L16 122H15V124H7V123H9V122H11V121H13L14 119H15V116H16V110H15V108L17 107ZM76 105V104H75ZM111 105H113V103L111 104ZM131 105V104H130ZM133 105V104H132ZM131 105V106H132ZM145 105V104H144ZM163 105V104H162ZM162 105H159V106H162ZM177 105V104H176ZM180 105V104H179ZM194 105V104H193ZM200 105H201V103H200ZM211 105H213V104H210V106ZM221 105H224V104H221ZM230 105V104H229ZM235 105V104H234ZM252 105V104H251ZM251 105H249V106H251ZM254 105V107L256 106L255 104H253ZM252 105V106H253ZM259 105V104H258ZM143 106V105H142ZM156 106V105H155ZM169 106V105H168ZM187 106H188V104H187ZM203 106H205V105H203ZM206 106V107H207ZM232 106V105H231ZM235 106H237V104L235 105ZM243 106V105H242ZM247 106H248V104H247ZM263 106V105H262ZM92 107V106H91ZM95 107V106H94ZM130 107V106H129ZM173 107H175L174 105H173ZM114 108V107H113ZM117 108H119V106L117 107ZM132 108V107H131ZM135 108V107H134ZM159 108V107H158ZM161 108V107H160ZM98 109V108H97ZM124 109V108H123ZM115 110H116V107H115ZM134 110H136V109H134ZM138 110V109H137ZM156 110V109H155ZM159 110V109H158ZM69 111H71V110H69ZM174 111V110H173ZM172 111V112H173ZM126 112V111H125ZM158 112V111H157ZM116 113V112H115ZM117 113H118V111H117ZM122 113V112H121ZM155 114H156V112H154ZM174 113V112H173ZM22 114V113H21ZM126 114L127 113H125L124 115H120L121 117L122 116H126ZM67 115V114H66ZM164 115V114H163ZM256 116V115H255ZM259 116V115H258ZM21 117H22V115H21ZM24 117V116H23ZM161 117V116H160ZM172 117H174L173 115H172ZM65 118V117H64ZM256 118V117H255ZM41 119V120H40ZM45 119V118H44ZM50 119V120H51ZM116 119V118H115ZM135 119V118H134ZM156 119V118H155ZM262 119V118H261ZM179 120V119H178ZM45 121V120H44ZM57 122V121H56ZM55 122V123H56ZM43 123V122H42ZM52 123V120H51V122H50V124ZM58 124V123H57ZM135 124V123H134ZM177 124H179V123H177ZM6 125H8L7 127L9 128V134H7V131H6V129H7V127H6ZM161 125V124H160ZM159 125V126H160ZM163 125V124H162ZM175 125V124H174ZM187 125V124H186ZM192 125V124H191ZM195 125V124H194ZM204 125V124H203ZM202 125V126H203ZM210 125V124H209ZM232 125V124H231ZM37 126H38V124H37ZM61 126V125H60ZM135 126H136V124H135ZM205 126V125H204ZM64 127H65V125H64ZM90 130L88 129V132H89V137H88V139L90 138V137H92L93 135H94V137H96L97 139H96V141H99L100 143H103L104 145H102V144H100V145H102V147H100L101 149H102V151H103V149H106V151H107V148H105V147H103V146H106V145H108V144H111V145H118L119 144V135H118V133H116V132H112L111 133V137L108 139V140H102L101 139V137L99 136V132H98V129H97V125H96V127H92V124H90ZM41 128V127H40ZM188 128V127H187ZM204 128V127H203ZM156 129V128H155ZM161 129V128H160ZM166 129V128H165ZM168 129V128H167ZM167 129H166V131H167ZM172 129V128H171ZM177 128H175V130H176ZM189 129V128H188ZM158 130V129H157ZM200 130V129H199ZM206 130V129H205ZM169 131H171V130H169ZM178 131V130H177ZM183 131V130H182ZM238 131V130H237ZM87 132V133H88ZM125 132V131H124ZM158 132V131H157ZM168 132V131H167ZM172 132H174V129H172ZM179 132V131H178ZM159 133V132H158ZM183 133V132H182ZM200 133V132H199ZM206 133V132H205ZM204 133V134H205ZM215 133V132H214ZM237 133V132H236ZM203 134V135H204ZM258 134V133H257ZM37 135V134H36ZM48 135H50V134H48ZM177 135V134H176ZM175 135V136H176ZM179 135V134H178ZM202 135V136H203ZM237 135V134H236ZM180 136V135H179ZM206 136V135H205ZM85 139H86V136H83ZM125 137V136H124ZM193 137V136H192ZM207 137V136H206ZM83 138V139H84ZM185 138V137H184ZM191 138V137H190ZM196 138V137H195ZM194 138V139H195ZM208 138V137H207ZM233 138H235V136L233 137ZM238 138V137H237ZM236 138V139H237ZM84 139V140H85ZM193 139V138H192ZM34 140V139H33ZM90 140V139H89ZM196 140V139H195ZM240 140V139H239ZM256 140V139H255ZM35 141V140H34ZM236 141V140H235ZM127 143V142H126ZM125 143V144H126ZM236 143V142H235ZM238 143V142H237ZM35 144H37V143H35ZM93 144V143H92ZM91 144V145H92ZM128 144V143H127ZM94 145V144H93ZM97 146H98V143L96 144ZM82 146H84L83 144H82ZM87 146H88V143H87V145H86V148H87ZM96 146V147H97ZM92 147V146H91ZM98 148V147H97ZM100 148H98V149H100ZM34 149H35V147H34ZM81 149V150H80ZM91 149H94L93 147L91 148ZM112 149H114V147H112ZM227 149V148H226ZM39 150V149H38ZM80 150V151H79ZM119 151H122V149H118ZM99 151V150H98ZM36 152V151H35ZM91 152H92V150H91ZM100 152V151H99ZM105 152V151H104ZM116 153V152H115ZM129 153V152H128ZM143 153V152H142ZM241 154V153H240ZM68 155V156H67ZM127 155V154H126ZM129 155V154H128ZM44 156V155H43ZM130 156V155H129ZM131 157V156H130ZM98 159V158H97ZM96 159V160H97ZM100 159H101V157H100ZM108 159V158H107ZM99 160V159H98ZM102 160V159H101ZM104 160V159H103ZM264 160V159H263ZM262 160V161H263ZM34 161H35V163L37 164V166H38V172H37V170H36V167H34L35 165L34 164H32V163H34ZM100 161V160H99ZM125 161V160H124ZM162 161V160H161ZM251 163V162H250ZM249 163V164H250ZM260 163V162H259ZM32 164V165H31ZM89 164V163H88ZM96 164V163H95ZM252 164V163H251ZM34 165V166H33ZM30 166H32L33 167V169L35 168V171L37 172V173H35V171H33L32 173H34L33 175H31L30 173ZM97 166V165H96ZM247 166V165H246ZM251 166V165H250ZM260 166V165H259ZM261 166H262V164H261ZM75 167L76 168H78V170H76L75 169ZM133 167V166H132ZM104 168V167H103ZM102 167H101V169L100 170H97V171H99L100 173H101V170L103 169ZM228 168V167H227ZM33 169H31V170H33ZM105 169L107 170L108 168L107 167H105ZM247 169H248V167H247ZM104 170V169H103ZM122 170V169H121ZM92 171V170H91ZM253 171V170H252ZM104 172V171H103ZM109 171L107 170V173H108ZM99 173V174H100ZM110 173H111V171H110ZM248 173H249V171H248ZM104 174V173H103ZM238 174V173H237ZM105 175V174H104ZM108 174H106V176H107ZM111 175V174H110ZM248 175H250V174H248ZM75 176H77V177H79V178H81V181H80V185H79V187H78V184H76V182H74L73 180H74V178H75ZM100 176H103L102 174L100 175ZM136 177V181H137V178H138V176L136 175L135 176ZM261 179V178H260ZM127 180V179H126ZM139 180V179H138ZM133 181V180H132ZM258 181H260V180H258ZM262 181V180H261ZM103 182H102V184H103ZM168 182V181H167ZM139 183H141V182H139ZM257 183V182H256ZM136 185V184H135ZM257 185V184H256ZM102 186H104V185H102ZM214 186V185H213ZM138 187H140V186H138ZM213 188H215V187H213ZM259 188V187H258ZM217 189V188H216ZM236 189V188H235ZM239 189V188H238ZM250 189V188H249ZM230 190V189H229ZM244 190V189H243ZM74 191H80V193H82V194H79V195H76L75 194V192ZM143 191V190H142ZM146 191V190H145ZM144 191V192H145ZM148 191V190H147ZM212 191H214V192H216L215 190H212ZM260 191V190H259ZM91 192V193H90ZM213 192V193H214ZM220 192V191H219ZM225 192V191H224ZM255 192H256V190H255ZM74 194L75 196H76V198L74 199L72 196H71V194ZM213 193H212V195H213ZM218 193V192H217ZM257 193V192H256ZM259 193V192H258ZM225 194V193H224ZM240 194V193H239ZM243 194H244V192H243ZM5 195L7 196V197H5ZM130 195V196H131ZM204 195H205V193H204ZM210 195H211V193H210ZM209 195V196H210ZM217 195V194H216ZM215 195V196H216ZM261 195V194H260ZM134 196H136V195H134ZM140 196V195H139ZM145 196V195H144ZM149 196H155V193H154V191L153 192H149ZM206 196H208V195H206ZM218 196V195H217ZM238 196V195H237ZM246 196V195H245ZM248 196V195H247ZM90 197H94L93 198V200H92V203H86V204H80L81 202L80 201H85V200H89L88 198H90ZM123 197H124V199H123ZM214 196H212V198H213ZM224 197V196H223ZM254 197H255V195H254ZM258 197H260V196H258ZM204 198V197H203ZM187 198H185L184 199V201L186 200ZM209 199H211V198H209ZM208 199V200H209ZM98 200V199H97ZM125 200H126V202H125ZM150 200H152V198H149L148 197V201H150ZM188 200V199H187ZM186 200V201H187ZM252 200V199H251ZM186 201H185V203H186ZM215 201V200H214ZM221 201V200H220ZM152 202V201H151ZM190 201H188L186 204H187V206L189 205L188 203H189ZM209 202H211V201H209ZM216 202V201H215ZM215 202H214V204H215ZM222 202V201H221ZM220 202V203H221ZM230 202V201H229ZM78 203V204H77ZM160 203V202H159ZM131 204V203H130ZM185 204V205H186ZM256 204V203H255ZM162 205V204H161ZM216 205V204H215ZM218 205V204H217ZM148 206V205H147ZM159 206H160V204H159ZM182 206V205H181ZM226 206V205H225ZM255 206V205H254ZM154 207V206H153ZM157 207V206H156ZM176 208V207H180L179 206V204H177V205H175V204H172V203H169V204H167V202H166V204H165V207H164V209L165 208ZM193 207V206H192ZM191 206H190V208H192ZM216 207V206H215ZM215 207H214V209H215ZM189 208V207H188ZM219 208V207H218ZM221 208V207H220ZM254 208V207H253ZM155 209V208H154ZM217 209V208H216ZM221 209H219V211H220ZM236 210V209H235ZM149 211H150V209H149ZM192 211V210H191ZM202 211V210H201ZM223 211V210H222ZM152 212V211H151ZM148 213H150V212H148ZM153 213V212H152ZM168 213V212H167ZM192 213V212H191ZM151 214V213H150ZM160 214V213H159ZM201 214V213H200ZM176 215V216H175ZM201 215H203V214H201ZM149 217H150V215H149ZM170 217V216H169ZM207 217V216H206ZM162 218V217H161ZM204 218V217H203ZM169 219V218H168ZM206 219V218H205ZM242 219V218H241ZM91 220V219H90ZM90 220H89V222H90ZM157 220H158V218H157ZM208 220V219H207ZM214 219H212V221H213ZM198 221V220H197ZM200 222L201 221H203V219L202 220H199ZM215 221V220H214ZM219 222V221H218ZM85 223H86V221H85ZM96 223V224H97ZM203 223V222H202ZM201 223V224H202ZM259 223V222H258ZM76 224V225H75ZM90 224V223H89ZM88 224V225H89ZM93 224V223H92ZM206 224H207V221H206ZM235 224H237V223H235ZM234 224V225H235ZM239 224V223H238ZM86 225V224H85ZM208 225V224H207ZM218 225V224H217ZM240 225V224H239ZM77 226V227H76ZM84 227V226H83ZM87 227V226H86ZM88 229V228H87ZM118 229H120L119 231H118ZM240 229V228H239ZM239 229H233V231L231 232V234L229 235V232H230V230H227V229H225L224 227H222L221 229L218 227L217 229H215L214 227H212V228H209L207 231H205L204 232V230H203V232L200 234V233H198V237H199V240H198V238H197V241H199V242H201V241H205V243H204V248L210 253V249L211 248H217V249H219L220 251H221V254H222V256L224 255V254H227V255H231V254H234V251H235V253H236V246L240 243V246L238 247V249H239V251H240V253H238V255L239 254H241V251H242V256L244 257V256H247L248 255V257L250 256V257H252V256H256V257H253V258H250V260L247 262L246 260H245V264H264V255H262V256H259V255H254V254H252V252H250V251H248V246H246L243 242L241 243L240 241H238V240H236L235 242H233V243H231V242H229V243H231V244H229V245H226L225 244V241L223 242V239H228V238H230V237H236V238H243L245 235L244 234H242V233H240L241 231L239 230ZM251 229V228H250ZM263 229H264V227H263ZM91 230V229H90ZM104 230H108V238L106 237V240H105V238H104V240H103V238H101V232H104ZM164 230V231H163ZM249 230V229H248ZM256 230V229H255ZM254 230V231H255ZM195 231V230H194ZM106 232V231H105ZM119 232V233H118ZM192 232V231H191ZM190 232V233H191ZM196 232V231H195ZM246 232V231H245ZM244 232V233H245ZM259 232H261V231H259ZM12 233V234H13ZM25 233H27V234H25ZM81 233V234H80ZM165 233V232H164ZM169 233V232H168ZM249 232L247 231V233H245V234H248ZM107 234V233H106ZM156 234L158 235L157 237H155L154 238V236H156ZM196 234V233H195ZM235 234H237V235H235ZM254 234V233H253ZM21 235V234H20ZM164 235V234H163ZM170 235V234H169ZM193 235V234H192ZM235 235V236H234ZM256 236L254 237V238H256V241L257 242H259L260 241V239H262V237L264 236V233H257V234H255ZM6 236H7V238H6ZM82 237V238H80V237ZM168 236V235H167ZM179 236V237H178ZM195 235H193L192 237H194ZM196 236H197V234H196ZM104 237V236H103ZM169 237V236H168ZM175 237V238H174ZM249 237H250V235H249ZM161 238V237H160ZM235 238V239H236ZM12 239V238H11ZM18 239V238H17ZM194 239V238H193ZM21 240V239H20ZM79 240H83L82 242H80ZM156 240V241H155ZM168 240V239H167ZM233 240V239H232ZM251 240V239H250ZM95 241V242H94ZM245 241H247V240H245ZM262 241V240H261ZM57 242V243H56ZM227 242V241H226ZM227 242V243H228ZM262 242H264V241H262ZM13 243H14V245H13ZM21 243V242H20ZM93 243L91 244V246L93 245ZM109 243H115L114 245L116 246L117 245V249H119V251L118 252H120L121 254H122V256L120 257V258H122V259H118L116 256H119V254H118V252L117 251H111V249H109V248H107V249H105L106 248V246L109 244ZM158 243H159V241H158ZM157 243V244H158ZM185 243V244H184ZM252 243H253V241H252ZM75 244V243H74ZM74 244H72V243H69V250H68V252H69V254H72L71 253V251H73L74 250V248H75V246H76V244L74 245ZM89 243L87 244V245H90ZM172 244V243H171ZM182 244V245H181ZM184 244V245H183ZM188 244V243H187ZM13 245V246H12ZM21 245V244H20ZM24 245V246H25ZM73 245H74V248H73ZM106 245V246H105ZM113 245V246H114ZM194 246H196V245H200V244H198L197 242H196V245H195V242H194V244H193ZM259 245V244H258ZM60 246V245H59ZM63 246H64V244H63ZM67 246V245H66ZM82 247H83V249L85 248V247H87L86 246V244L85 245H81ZM111 246V245H110ZM150 246H151V244H150ZM191 247H193L192 245H190ZM190 246H188L189 248H191ZM203 246H201L200 245V247L201 248H203ZM253 246V245H252ZM251 246V247H252ZM16 247L18 248V244L16 243ZM16 247L14 246L13 248H15L14 250H16ZM81 247V248H82ZM156 247V246H155ZM158 247V246H157ZM176 246H175V248H177ZM199 247V246H198ZM262 247V246H261ZM264 247V246H263ZM12 248V249H13ZM36 249H34L33 250V252L35 251V250H37V248L38 247H35ZM79 248V247H78ZM88 248V247H87ZM112 248H114V247H112ZM150 248V247H149ZM175 248H167V247H165V248H163V247H159V249L158 248H156V249H158L157 251H156V260L158 261V262H165V264H170V261L173 259V262H175L176 261V256L177 255H175V252H177L176 254H178V248H177V250L175 249ZM185 248H186V245H185ZM197 248V247H196ZM11 249V250H12ZM39 249V248H38ZM40 249V250H41ZM53 250L55 249V248H52ZM66 249V248H65ZM86 249V248H85ZM84 249V251L86 252V250ZM117 249H115V250H117ZM144 249V248H143ZM142 248H140L139 249V253H140V256L142 255V253H143V251L145 250H143ZM175 249V250H174ZM199 249V248H198ZM14 250H12V252H14ZM39 250V251H40ZM76 250V249H75ZM89 250V249H88ZM114 250V249H113ZM142 250V251H141ZM150 250V249H149ZM148 250V251H149ZM182 250V249H181ZM190 250V249H189ZM192 250V249H191ZM190 250V251H191ZM202 250V249H201ZM251 250V249H250ZM253 250V249H252ZM18 251H24V250H22V247H20L19 248V250ZM26 251H28V250H26ZM30 251V250H29ZM38 251V250H37ZM36 251V252H37ZM52 251V250H51ZM56 251H57V249H56ZM55 251V252H56ZM104 251L102 252V254H104ZM180 251V250H179ZM206 251V252H207ZM262 251H263V249H262ZM32 252V251H31ZM43 252V254H45ZM62 252V251H61ZM83 252V251H82ZM138 252V251H137ZM136 252V253H137ZM142 252V253H141ZM145 252V251H144ZM155 252V251H154ZM184 252H185V250H184ZM11 253V251L9 252V254ZM16 253H17V251H16ZM15 253V254H16ZM22 253V252H21ZM24 253L26 254L27 252H25L24 251ZM30 253V252H29ZM75 253V252H74ZM95 253H93V254H95ZM196 253V252H195ZM9 254H8V256H9ZM11 254H13V253H11ZM76 254H78L77 253V251H76ZM90 253H88V255H89ZM118 254V255H117ZM127 254V255H126ZM155 254V253H154ZM154 254H152V256L154 255ZM180 254V253H179ZM20 255V254H19ZM30 255V254H29ZM46 255V254H45ZM45 255H42V256H45ZM51 255V254H50ZM66 255V254H65ZM80 255H81V253H80ZM87 255V256H88ZM106 255H107V252H106ZM110 255V254H109ZM137 255H138V253H137ZM150 255V254H149ZM173 255H174V257H173ZM186 255V254H185ZM190 255V254H189ZM237 255V256H238ZM8 256H7V258H8ZM10 256H12V255H10ZM9 256V257H10ZM34 256V255H33ZM41 256V255H40ZM48 256V255H47ZM46 256V257H47ZM57 255H55V257H56ZM69 256V255H68ZM70 256H72V255H70ZM69 256V257H70ZM86 256V255H85ZM90 256V255H89ZM183 256V255H182ZM182 256H181V259H182ZM196 256V255H195ZM203 256V255H202ZM69 257H65V258H69ZM83 257V256H82ZM135 257H136V254H135ZM173 257V258H172ZM189 257V256H188ZM231 257V256H230ZM230 257H228V258H230ZM48 258V257H47ZM52 258V257H51ZM71 258V257H70ZM69 258V259H70ZM86 258V257H85ZM89 258V257H88ZM138 258V257H137ZM142 258H144V257H142ZM152 258V257H151ZM232 258V257H231ZM237 258H239V256L237 257ZM56 259H57V257H56ZM58 259H60V258H58ZM64 259V258H63ZM66 259V260H67ZM87 259V258H86ZM136 258H134V260H135ZM178 259V258H177ZM183 259H185V258H183ZM222 259H224V258H222ZM242 259V258H241ZM61 261H62V258L60 259ZM71 260V259H70ZM69 260V261H70ZM83 260V259H82ZM198 260V259H197ZM234 260V259H233ZM237 260H240V259H237ZM46 261H48V260H46ZM53 261H54V259H53ZM94 261V260H93ZM101 261V260H100ZM142 261H143V259H142ZM151 261V260H150ZM185 261V260H184ZM189 261H190V258H189ZM223 261V260H222ZM229 261V260H228ZM228 261H227V263H228ZM232 261V260H231ZM51 262V261H50ZM49 262V263H50ZM148 262V261H147ZM156 262V261H155ZM180 262V261H179ZM230 262V261H229ZM239 262V261H238ZM238 262H236V263H238ZM40 263H41V260H40ZM59 263H60V261H59ZM77 263V262H76ZM80 263V262H79ZM90 263V262H89ZM132 263H134V261L132 260ZM188 263V262H187ZM186 263V264H187ZM226 263V262H225ZM244 263V262H243ZM39 264V263H38ZM61 264V263H60ZM84 264V263H83ZM138 264V263H137ZM140 264V263H139ZM177 264V263H176ZM190 264V263H189ZM230 264H231V262H230ZM233 264V263H232Z\"/></svg>",
  "mask_w": 264,
  "mask_h": 264
}]
</instances>
